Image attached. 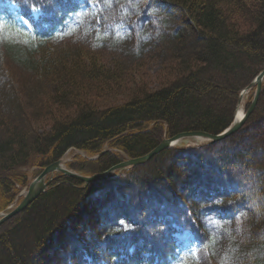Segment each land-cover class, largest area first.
Masks as SVG:
<instances>
[{
  "label": "trees",
  "instance_id": "trees-1",
  "mask_svg": "<svg viewBox=\"0 0 264 264\" xmlns=\"http://www.w3.org/2000/svg\"><path fill=\"white\" fill-rule=\"evenodd\" d=\"M72 38L113 65L47 47ZM0 52L23 71L35 104L15 113L20 103L1 65L2 212L21 170L40 158L43 171L78 150L96 156L93 171L102 173L178 134L227 129L239 93L264 70V0H0ZM153 58L161 75L130 80ZM88 202L120 205L101 231L84 227L65 264H198V248L210 264H264V84L244 125L222 141L167 148L86 185L55 177L0 225V264H27ZM23 225L24 257L9 242ZM184 232L194 239L186 248L173 236Z\"/></svg>",
  "mask_w": 264,
  "mask_h": 264
},
{
  "label": "rangeland",
  "instance_id": "rangeland-1",
  "mask_svg": "<svg viewBox=\"0 0 264 264\" xmlns=\"http://www.w3.org/2000/svg\"><path fill=\"white\" fill-rule=\"evenodd\" d=\"M47 47L49 51L53 54H61L65 52V50H68V49H73V50L78 49L82 55L88 58H91L96 63L104 62L105 67H109L110 65H113V63L110 61L109 55L101 51L95 52V50L94 51L91 50L89 47L82 45L81 41H79L78 39L72 38L69 40H65L63 44L62 43H52V44H49ZM162 63H163L162 61L156 60L155 58L150 59V60L149 59L145 60L142 63L144 64V66H141V69H135V74L132 75L130 80L135 81L136 84H143L145 81H147V79L149 81L153 80L154 77L161 75V72H162L161 64ZM1 65H2L1 68H4L5 73L9 75L10 81L12 83L11 84L12 90L15 92L16 97L20 103L18 106L19 111L15 110L16 111L15 113H19L21 111L24 113V115L26 114L28 115L29 109H33V106L35 105L32 100V94L30 93L31 86L29 85V82L25 79L26 80V84H25V82L23 81L24 79L23 71L20 70L18 66L10 62L8 58L5 56V54H3L2 52H0V66ZM24 84H25L26 89H28V91L25 90ZM263 84H264V80L262 81L261 88ZM247 87L239 93L237 104H236V110L234 113V118L236 114L238 113L237 111L240 108L241 109L243 108L242 111H244V109L248 106V103L252 101V98L255 92V86L251 88H247ZM122 92L123 91L119 90V92L117 93L102 94L98 102L104 104L110 98H114V96L116 95H121ZM30 130L33 131L34 129L30 127ZM206 142L208 141L199 139V138H187V139L180 140L178 143H176L175 146L182 147V148L183 147L191 148V147L202 145ZM114 152H117V151H114ZM102 153H100V155ZM95 158L97 157L89 156L88 154L82 151L70 150L59 160L60 161L59 167L71 173L77 174L79 176L88 177V176L97 174V173H94L95 172L93 171L94 167L92 166L93 165L92 162L96 160ZM125 160L127 159L124 158L123 161ZM39 161H41V158L39 160H36L37 163L32 162L27 167L23 168V170H21L22 175H23V178H22L23 180L16 182V184L14 185V188L18 189L16 190L17 195L15 196L14 201L11 202L7 206V209L2 211L3 213L5 214L8 213L10 210L14 209L20 203V201L23 198L22 193H24L27 190L29 184L34 179H36V177L41 173L42 168L39 166ZM79 167H80V171L76 170V168H79ZM122 170L124 171L125 169H122ZM60 174L62 173L59 172L58 170L54 172H50L49 174L46 175L45 182L49 179L51 180L54 179ZM62 176L72 178L64 174H62ZM52 184H53V181L50 183V185ZM119 205L120 204L103 205V203L100 204L97 202L96 203L88 202V203H85L83 207L80 206L78 210L79 214H77V217L73 221V224L70 227H68L67 225L68 228H62L60 234L57 237L53 238V240L51 241V244L49 245L47 244L44 246L43 248L44 250L41 249L39 252H37L35 256L32 255L30 258H28L29 256L27 258H24L25 260L30 259L29 262L27 260V264L28 263L29 264H37V263L38 264H65L67 255L72 254L70 252L74 253L75 251H77L78 244H82L84 227L85 226L90 227L91 225V229L93 232L101 231V229L103 228L102 227L103 225L101 224L102 220H104L105 217H107V219H109L111 222L113 220L112 218L113 215L117 211L116 208L119 207ZM105 212L106 214L104 215ZM117 214H119V212ZM76 220H79V221L77 222ZM12 227H13V224L9 223L5 228L10 229ZM26 228H27L26 225L25 226L23 225L22 230H20V234L17 236L10 237V241H9L10 247L12 246V243L14 244V247H15V249L13 247L14 252L17 253L19 251L21 255L22 253L23 254L26 253L29 247L31 248L30 246L31 242H28L26 244L28 240V234L26 232ZM173 236L177 240V242L181 245L182 248H186L193 241V238L187 232L175 233ZM84 239H88V238H84ZM78 251H79V248H78ZM195 254L198 260V264H210L208 255L206 254L205 251L200 250L198 248Z\"/></svg>",
  "mask_w": 264,
  "mask_h": 264
},
{
  "label": "water",
  "instance_id": "water-1",
  "mask_svg": "<svg viewBox=\"0 0 264 264\" xmlns=\"http://www.w3.org/2000/svg\"><path fill=\"white\" fill-rule=\"evenodd\" d=\"M264 80V70L259 72L258 75L255 77L253 82L248 85L247 88H251L255 86V94L253 97V100L251 102L250 107L247 109L246 112L242 113L239 119H237V114L234 118V121L232 124L225 129L223 132L217 135H209L206 133L202 132H189V133H181L178 134L170 139H164L161 141V143L152 151H150L148 154H146L143 157L135 158V159H127L123 162H120L119 164L109 168L108 170L102 172V173H97L92 176L84 177V176H79L77 174L71 173L65 169H61L59 167L60 161H56L52 163L51 165L47 166L43 171L34 179L28 186L27 190L22 193V200L20 203L12 210H10L8 213L0 214V224L7 221L8 219L16 216L17 214L21 213L26 207H28L40 194L44 193L47 188L50 186V183L53 181V179H49L45 182L46 175L49 174L50 172H54L58 170L64 175L70 176L74 179H77L85 184H88L90 182H96L104 179H108L113 176L114 172L130 168L133 166H137L140 164L146 163L148 160H150L153 156L159 154L161 151L166 150L167 148L173 147L182 139H187V138H199L203 139L206 141H209L211 143H217L219 141H222L235 133H237L241 127L244 125L246 122L247 118L251 115V113L254 111L259 95L261 92V85L262 81Z\"/></svg>",
  "mask_w": 264,
  "mask_h": 264
},
{
  "label": "bare ground",
  "instance_id": "bare-ground-1",
  "mask_svg": "<svg viewBox=\"0 0 264 264\" xmlns=\"http://www.w3.org/2000/svg\"><path fill=\"white\" fill-rule=\"evenodd\" d=\"M243 109V108H242ZM242 109L240 108L237 112V119H239V117L241 116V114L243 113L242 112Z\"/></svg>",
  "mask_w": 264,
  "mask_h": 264
}]
</instances>
